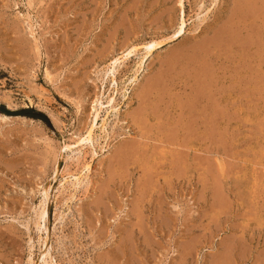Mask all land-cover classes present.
<instances>
[{
  "label": "rangeland",
  "instance_id": "rangeland-1",
  "mask_svg": "<svg viewBox=\"0 0 264 264\" xmlns=\"http://www.w3.org/2000/svg\"><path fill=\"white\" fill-rule=\"evenodd\" d=\"M236 1L170 40L179 0H0V264H264V0Z\"/></svg>",
  "mask_w": 264,
  "mask_h": 264
},
{
  "label": "bare ground",
  "instance_id": "bare-ground-1",
  "mask_svg": "<svg viewBox=\"0 0 264 264\" xmlns=\"http://www.w3.org/2000/svg\"><path fill=\"white\" fill-rule=\"evenodd\" d=\"M239 1H242V0H239ZM238 0L236 1L237 3H236V5H237V7L236 8H234V12H235V15L236 16H238V17H242V15H241V8H240V6H242V4L241 3H243V2H239ZM262 1V0H261ZM246 2V1H245ZM244 2V4H243V6H242V8H244V5L246 4ZM179 7H180V12H179V17H178V24H177V26H176V28H175V30H174V32H172L173 34L171 35V37L169 38L170 40H174V39H176L178 36H180L181 34H183V32H185V27H186V19L184 18V10H183V0H179ZM246 6V5H245ZM242 14H243V12H242ZM244 15V14H243ZM198 17V16H197ZM202 21V20H201ZM254 24H256V23H254ZM258 35V34H257ZM163 42L164 41H162V40H150V41H148V42H146L145 44H143V46L141 47V49L143 50V54H141V57L140 58H138L139 60H138V63H137V69L135 70V73H137L138 71H139V69H140V67H141V65H142V63H143V60L146 58V57H148L151 53H152V51L154 50V49H156L158 46H160V45H162L163 44ZM137 47V46H136ZM135 50V46L134 47H132V48H130V49H128V50H126L127 52L125 53H123V55H120V56H116V57H114V59L111 61V63H110V66L107 68V72L105 73V71H104V73H105V75H107V77H109V84L111 85V89H115L116 88V79H115V72H116V70L118 69V66L120 65V63H123L125 60H127V58L130 56V55H132V52ZM121 54V53H120ZM134 54V53H133ZM192 55V54H191ZM191 57V56H190ZM206 58V57H205ZM186 70V69H185ZM193 70V69H192ZM200 70V69H199ZM140 72V71H139ZM135 75V74H134ZM133 76V75H132ZM131 76V77H132ZM138 76V75H137ZM136 77V75L133 77V78H131L129 81L131 82V83H133L132 81L134 80V79H136L135 78ZM104 78V77H103ZM102 78V79H103ZM106 79V78H105ZM159 79V78H158ZM200 95H202L201 93H199ZM142 95V94H141ZM204 97V96H203ZM106 101H105V104H107L106 106H108L111 110H113V109H115L116 107H115V105L114 104H112L113 102H115L114 101V98H113V95L111 94V95H109L108 97H107V99H105ZM197 101V100H196ZM93 102V104L91 105L92 106V112H93V117H92V119L91 120H89V121H91V123H90V125H89V128L86 130V132H85V135H83V136H79L74 142H73V144H77L79 147L78 148H76V150L77 151H82L81 149L83 148V147H85L86 148V146L88 145H86V146H84L87 142L89 143V142H92V140H93V134H95L94 133V130H96V127H97V121H98V117H99V113H100V111L103 109V103L101 102V100L97 97L95 100H93L92 101ZM158 102V101H157ZM198 102V101H197ZM170 103V102H169ZM180 105V104H179ZM108 107H107V109H108ZM104 109H105V107H104ZM107 109H105L106 110V112H108V110ZM110 111V110H109ZM105 112V111H104ZM105 112V113H106ZM111 112V111H110ZM91 115V116H92ZM160 115V114H159ZM107 116V115H106ZM3 118H6L7 116H2ZM103 118V117H102ZM99 119H100V117H99ZM105 121H106V119H105ZM101 123V122H100ZM104 125H105V123H104V118L102 119V123H101V127L103 128V130H104ZM101 127H99L100 129H102ZM187 127V126H186ZM105 133H106V131H105ZM104 133V134H105ZM99 135V134H98ZM97 136V135H96ZM99 139V138H98ZM97 139V140H98ZM182 139V138H181ZM214 139V138H213ZM189 140V139H188ZM185 143V142H184ZM159 144V143H158ZM68 145H70V144H68ZM178 145V144H177ZM91 147V146H90ZM93 147V146H92ZM157 147V146H156ZM177 147V146H176ZM180 147V146H179ZM130 148V147H129ZM155 148V147H154ZM89 150H91V149H89ZM92 151V150H91ZM128 151V150H127ZM76 152V151H75ZM187 153V152H186ZM77 154V153H76ZM181 154V153H180ZM77 156V155H76ZM179 156V155H178ZM77 158V157H76ZM75 158V159H76ZM174 158V157H173ZM127 160V159H126ZM153 165V164H152ZM67 166V165H66ZM68 169H70L69 167H67ZM87 170H86V169ZM85 170L86 171H88L89 170V166H88V164H86L85 165ZM81 170V169H80ZM84 170V171H85ZM81 172V171H80ZM154 173V172H153ZM84 174H86V173H84ZM83 174V175H84ZM68 175H70V174H68ZM76 176V175H75ZM84 177H85V175H84ZM84 177H82V179H85ZM79 176L78 177H74V182H70V183H72V184H70V185H72V186H78V184H81L80 183V180H79ZM69 179V178H68ZM81 179V178H80ZM62 180V179H61ZM64 180V179H63ZM72 181V180H71ZM61 182V181H60ZM64 182H66V181H64ZM64 182H63V184H64ZM82 182V181H81ZM59 184V183H58ZM153 184V183H152ZM49 186V185H48ZM62 186V185H61ZM64 186V185H63ZM63 186L62 187H59V188H63ZM69 186V185H68ZM76 186V187H77ZM65 187V186H64ZM73 188V187H72ZM45 189H47V188H45ZM48 189H49V187H48ZM64 189V188H63ZM63 189L61 190V191H63ZM66 189V188H65ZM76 189V188H75ZM46 191L47 190H45V197H46ZM48 192V191H47ZM60 192V191H59ZM62 193V192H61ZM70 193V192H69ZM42 194H43V192H42ZM57 196V195H56ZM44 198H42V202L44 201H46V200H43ZM43 202V203H44ZM40 204H41V202H40ZM45 205V204H44ZM43 205V207H42V214H45L46 213V210H45V206ZM42 206V205H41ZM230 248V247H229ZM219 253H221V252H219ZM41 256H44V255H42L41 254ZM39 259H42V258H39ZM45 261V260H44ZM54 264V263H53Z\"/></svg>",
  "mask_w": 264,
  "mask_h": 264
},
{
  "label": "trees",
  "instance_id": "trees-1",
  "mask_svg": "<svg viewBox=\"0 0 264 264\" xmlns=\"http://www.w3.org/2000/svg\"><path fill=\"white\" fill-rule=\"evenodd\" d=\"M2 112L7 114V115H26V113H27V111H25V110L12 112V111L5 110V109H3Z\"/></svg>",
  "mask_w": 264,
  "mask_h": 264
}]
</instances>
